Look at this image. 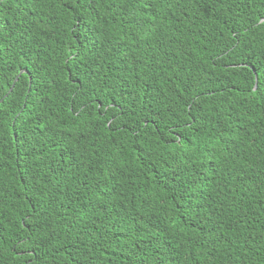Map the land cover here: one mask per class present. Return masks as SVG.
Returning a JSON list of instances; mask_svg holds the SVG:
<instances>
[{
    "label": "trees",
    "instance_id": "trees-1",
    "mask_svg": "<svg viewBox=\"0 0 264 264\" xmlns=\"http://www.w3.org/2000/svg\"><path fill=\"white\" fill-rule=\"evenodd\" d=\"M0 264H264V0H0Z\"/></svg>",
    "mask_w": 264,
    "mask_h": 264
},
{
    "label": "water",
    "instance_id": "water-1",
    "mask_svg": "<svg viewBox=\"0 0 264 264\" xmlns=\"http://www.w3.org/2000/svg\"><path fill=\"white\" fill-rule=\"evenodd\" d=\"M19 73H21V71L19 72ZM17 79V77L15 78V80ZM256 86V85H255ZM11 89V88H10ZM10 91V90H9Z\"/></svg>",
    "mask_w": 264,
    "mask_h": 264
}]
</instances>
